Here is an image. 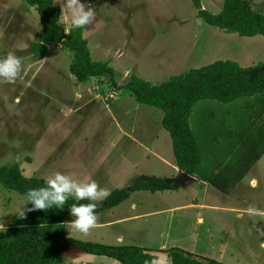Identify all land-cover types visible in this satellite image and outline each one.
Here are the masks:
<instances>
[{
    "label": "rangeland",
    "instance_id": "rangeland-1",
    "mask_svg": "<svg viewBox=\"0 0 264 264\" xmlns=\"http://www.w3.org/2000/svg\"><path fill=\"white\" fill-rule=\"evenodd\" d=\"M222 1L199 0L210 13H217ZM53 2L60 8L65 34L69 14ZM81 2L94 12L93 22L82 30L90 58L107 62L112 78L77 81L69 71L73 51L61 44L33 55L29 46L42 35L35 8L24 0H0V57L11 53L21 61L14 82L0 80V166L16 164L27 178L46 179L59 172L78 183L95 182L107 192L152 176L169 181L175 175L174 161L169 135L160 125L162 110L136 102L121 86L131 75L157 84L216 60L253 66L264 61V36H239L205 23L196 16L194 0ZM247 2L264 13V0ZM243 102L199 100L192 106L189 125L198 129L200 122H215V114L228 112L222 127L235 126L236 111L246 115ZM207 186L208 191L197 186L195 195L179 186L130 192L126 200L95 212V224H107L94 226L86 235L65 229L72 219L66 207L61 211L64 232L81 241L144 250H156L162 243L178 245L223 264H264V154L229 194ZM22 197L0 186V230L16 216ZM192 197L194 203L203 200L233 211L199 210L204 220L198 222L193 213L197 209H172ZM62 248V263L70 258L71 263L120 264L69 244ZM157 264H166L165 258L159 256Z\"/></svg>",
    "mask_w": 264,
    "mask_h": 264
},
{
    "label": "trees",
    "instance_id": "trees-1",
    "mask_svg": "<svg viewBox=\"0 0 264 264\" xmlns=\"http://www.w3.org/2000/svg\"><path fill=\"white\" fill-rule=\"evenodd\" d=\"M24 1L35 8L42 29L41 41L29 46L33 55H44L49 46L61 44L73 51L69 71L77 81L104 75L112 78L113 70L107 62L90 58L83 29H72L69 25L64 34L59 24L60 8L53 0ZM194 4L198 18L226 33L264 36V13L252 10L247 0H223L217 13L203 9L199 0H194ZM121 88L136 102L162 110L160 125L169 135L175 166L218 191L230 192L264 153V61L241 67L235 61L216 60L170 75L157 84L131 75ZM205 99L220 103L244 99L241 107L246 108V115L236 111L237 125L222 127L226 114L220 117L215 114L217 121H202L201 127L192 129L188 122L192 106ZM44 181L25 177L16 164L0 166V186L6 190L24 195L29 189L44 186ZM177 187L156 176L138 180L128 187L114 188L101 201H94V213L119 204L133 191L153 193ZM74 203L77 202L67 200L65 208ZM62 210L31 211L23 219L14 216L0 230V264H59L61 248L67 244L120 264L157 263V255L136 246L106 245L66 236ZM166 264L223 263L172 246L166 250Z\"/></svg>",
    "mask_w": 264,
    "mask_h": 264
},
{
    "label": "clouds",
    "instance_id": "clouds-1",
    "mask_svg": "<svg viewBox=\"0 0 264 264\" xmlns=\"http://www.w3.org/2000/svg\"><path fill=\"white\" fill-rule=\"evenodd\" d=\"M57 3L69 14L72 29H84L94 20L92 7L81 0H57ZM20 71L21 61L15 55L9 53L0 57V80L12 83ZM107 195L108 192L98 189L95 182L78 183L71 177L56 172L45 179L44 186L26 191L16 207L15 214L18 219H23L26 213L31 211L61 210L65 208L66 201L72 199L77 203L68 207L72 219L65 223V229L86 235L96 223L93 202ZM80 201L89 203L81 204ZM64 264H71L70 258H66Z\"/></svg>",
    "mask_w": 264,
    "mask_h": 264
},
{
    "label": "crops",
    "instance_id": "crops-1",
    "mask_svg": "<svg viewBox=\"0 0 264 264\" xmlns=\"http://www.w3.org/2000/svg\"><path fill=\"white\" fill-rule=\"evenodd\" d=\"M242 67V66H241ZM226 114H229V113H226ZM200 125H201V122H200ZM264 154V153H263ZM173 161H174V158H173ZM174 168H172L173 170H174V173H175V175L174 176H172L170 179H169V181L170 180H174V179H176L177 177H178V175H179V173L181 172V171H179L178 170V168L175 166V163H174V166H173ZM252 168V167H251ZM250 168V169H251ZM249 169V170H250ZM249 172V171H248ZM248 172L246 173V175L248 174ZM245 175V176H246ZM244 176V177H245ZM243 177V178H244ZM242 178V179H243ZM241 179V180H242ZM168 180V179H167ZM252 180H254V178H252L251 179V181ZM240 182V181H239ZM238 182V183H239ZM237 183V184H238ZM252 184L254 185V181H252ZM207 185H209L207 182H204V181H201V180H199L196 176H194V175H188V178L185 180V182H184V184L183 185H178L180 188H182V189H184L185 187H187L188 189H189V192L191 193L192 192V194L193 193H197V186L198 187H200L201 188V190L202 191H208V186ZM237 186V185H236ZM235 186V187H236ZM234 187V188H235ZM233 188V189H234ZM232 191V190H231ZM230 191V192H231ZM230 192H228L227 194H229ZM226 194V193H225ZM193 195H195V194H193ZM194 198L195 197H192V198H189V201L187 202V203H185V204H183V206L182 205H180V207H174V208H172V209H178V211L180 210V208H182L183 210H185V209H189V208H194V209H197V211H194L193 213H194V215H196L197 216V218H196V220L198 221V222H203V220H204V218H203V216L202 215H199V213H198V211L199 210H210V211H215V210H220V211H233V208L231 209V208H229V207H226V206H224V205H214V204H210V203H206V202H204L203 200L201 201V202H199V203H194L195 202V200H194ZM101 201V200H100ZM235 210V209H234ZM103 224H107V222H103V223H97V224H95L94 226H102ZM118 238V240H121L122 239V237L121 236H118L117 237ZM94 242H97V241H94ZM263 245H264V242H263ZM172 246H174V245H171V246H168V245H166L165 247H164V245H163V243L160 245V246H158V248L156 249V250H160V249H164V250H167L169 247H172ZM178 246V245H177ZM177 246H175V247H177ZM179 248H181V247H179ZM182 249V248H181ZM184 250V249H183ZM187 251V250H186ZM212 259H214V258H212ZM214 260H216V259H214ZM217 261V260H216Z\"/></svg>",
    "mask_w": 264,
    "mask_h": 264
},
{
    "label": "water",
    "instance_id": "water-1",
    "mask_svg": "<svg viewBox=\"0 0 264 264\" xmlns=\"http://www.w3.org/2000/svg\"><path fill=\"white\" fill-rule=\"evenodd\" d=\"M188 178V174H185L184 172H180L178 177L174 180H170V181H167L168 184H171V185H183L185 180ZM63 248H61V252H62ZM144 252H150L152 254H155L157 255V257L159 258V256H163L165 258V261H166V252L165 253H162L158 250H155V251H151V250H144ZM59 264H64V263H59ZM71 264H91V263H84V262H78V263H71ZM157 264V263H156Z\"/></svg>",
    "mask_w": 264,
    "mask_h": 264
}]
</instances>
